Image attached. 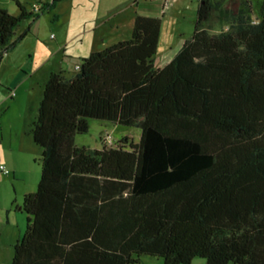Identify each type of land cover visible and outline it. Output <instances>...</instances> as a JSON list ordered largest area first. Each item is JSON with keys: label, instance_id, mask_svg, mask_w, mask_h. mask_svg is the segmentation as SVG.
<instances>
[{"label": "trees", "instance_id": "trees-1", "mask_svg": "<svg viewBox=\"0 0 264 264\" xmlns=\"http://www.w3.org/2000/svg\"><path fill=\"white\" fill-rule=\"evenodd\" d=\"M253 5L201 0L193 36L161 66V18L137 14L129 38L72 76L49 73L29 130L41 178L11 264H264V0L255 18ZM20 6L0 5L2 53L30 30L13 39L34 15ZM225 20L230 30L210 32ZM90 118L141 138L77 145Z\"/></svg>", "mask_w": 264, "mask_h": 264}, {"label": "rangeland", "instance_id": "rangeland-1", "mask_svg": "<svg viewBox=\"0 0 264 264\" xmlns=\"http://www.w3.org/2000/svg\"><path fill=\"white\" fill-rule=\"evenodd\" d=\"M0 0V5L19 14L22 5L30 16L16 28L13 39L28 27L27 36L11 51L0 49V264H11L15 243L23 235L28 214L24 195L35 191L41 178L42 148L29 132L37 114L44 82L51 71L77 72L76 65L92 51L104 49L131 36L137 14L161 18L156 66L170 61L186 39L193 36L201 0ZM262 0H253V18ZM158 3L163 9L157 10ZM38 4L40 11L36 10ZM41 12L40 17L35 14ZM232 20L220 21L211 33L230 30ZM90 128L76 135L77 145L116 146L128 136L135 142L142 130L103 119H89ZM196 257L192 264H205ZM138 264H164L162 257L144 256Z\"/></svg>", "mask_w": 264, "mask_h": 264}, {"label": "built area", "instance_id": "built-area-1", "mask_svg": "<svg viewBox=\"0 0 264 264\" xmlns=\"http://www.w3.org/2000/svg\"><path fill=\"white\" fill-rule=\"evenodd\" d=\"M165 1H166V5L170 4V1H169V0H165ZM39 7H40V6H39L38 4L35 5L36 10H39V9H40ZM79 67H80V65L77 64V65H76V68H79ZM0 169H1L3 172H5V173H10V170H9L4 164H0Z\"/></svg>", "mask_w": 264, "mask_h": 264}, {"label": "crops", "instance_id": "crops-1", "mask_svg": "<svg viewBox=\"0 0 264 264\" xmlns=\"http://www.w3.org/2000/svg\"><path fill=\"white\" fill-rule=\"evenodd\" d=\"M159 8L162 10L163 8L162 7H160V3H158V6H157V10H159ZM155 16V15H154ZM85 57V56H84ZM78 64V63H77ZM32 192V191H31ZM27 193H29V192H27ZM26 194V193H25Z\"/></svg>", "mask_w": 264, "mask_h": 264}]
</instances>
